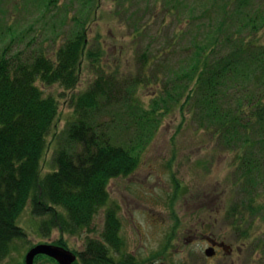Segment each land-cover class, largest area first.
Returning <instances> with one entry per match:
<instances>
[{"label":"trees","instance_id":"16d2710c","mask_svg":"<svg viewBox=\"0 0 264 264\" xmlns=\"http://www.w3.org/2000/svg\"><path fill=\"white\" fill-rule=\"evenodd\" d=\"M170 1L165 14L176 18L183 0ZM91 2L87 0L84 7ZM58 3L49 0L46 11ZM155 5L149 3L148 11L154 12ZM221 7L223 15L205 11L198 18L199 33L191 46L181 49L183 63L176 69L167 70L160 60L166 50L157 52L154 61L145 51L139 57V73L129 78L100 69L92 86L72 97L74 119L55 146L53 169L47 173L43 161L60 104L45 96L39 84L73 91L84 61L99 67L103 54L91 45L87 32L92 8L72 18L75 28L65 32L62 41H54L57 48L52 51L41 48L36 38L25 44L27 33L0 30V263L16 240L26 238L19 218L29 203L34 216L48 217L42 231L80 235L90 229L100 209L109 205L110 181L138 169L153 124L184 100L197 114L200 128L237 153L232 201L226 209L229 226L248 239L256 224L264 222V43L259 37L264 8H258L255 0H226ZM194 18L186 22H195ZM147 68L152 69L149 75ZM151 84L161 88L145 109L135 93ZM122 105L129 110L126 129H134L136 145L133 139L128 146L119 143L101 120L109 108ZM121 229L117 209L109 207L102 240L90 239L86 249L76 253L78 264H118L109 250L123 246ZM125 258L119 264H139L133 257Z\"/></svg>","mask_w":264,"mask_h":264},{"label":"rangeland","instance_id":"374dc122","mask_svg":"<svg viewBox=\"0 0 264 264\" xmlns=\"http://www.w3.org/2000/svg\"><path fill=\"white\" fill-rule=\"evenodd\" d=\"M48 1L0 0V30L27 33L25 44L36 38L41 48L52 51L57 48L54 41H62L65 32L75 28L70 23L72 18L92 8L88 39L103 55L98 68L84 61L80 82L73 91L59 85L39 84L45 96L55 97L60 104L59 116L48 137L44 173L53 169L55 146L63 140V133L74 119L72 97L88 90L101 76L100 69L108 74L119 71V78H129L139 73V57L145 51L154 61V55L163 50L166 52L159 55L160 60L165 61L167 70L176 69L183 63L181 49L191 46L199 33L198 18L205 11L223 15L221 4L226 0H183L176 18L165 14V4L171 5L170 0H92L87 8L84 7L87 0H59V6L46 11ZM155 2L156 10L149 12L147 6ZM255 5L264 8V0H255ZM192 16L195 22L188 24L186 20H192ZM205 21L208 19L201 20ZM259 37L264 43V31ZM150 70L146 69V75ZM159 72L165 81V75ZM158 85L144 86L135 93L145 109L155 98L156 89L161 88ZM184 103L185 100L153 124L151 138L144 139L147 143L140 152L138 169L128 177L110 181L109 205L100 209L90 229L80 235L63 234L58 229L42 231L41 224L48 217L34 216L29 203L19 218L26 238L16 240L0 264H26L28 252L40 244L63 247L74 254L84 251L90 239L102 240L109 207L117 209L122 224L123 246L119 251L109 250L118 264L125 257L128 261L133 257L139 264H264V222L256 224L249 238L243 239L226 219L237 153L228 151L226 144H218L219 139L200 128L194 109ZM128 116L129 110L122 105L115 110L109 108L101 120L119 143L128 146L133 139L136 145L134 129H126ZM202 233L224 241L231 247V254L220 252L216 258L207 257ZM35 264L59 263L38 255Z\"/></svg>","mask_w":264,"mask_h":264},{"label":"water","instance_id":"95a60500","mask_svg":"<svg viewBox=\"0 0 264 264\" xmlns=\"http://www.w3.org/2000/svg\"><path fill=\"white\" fill-rule=\"evenodd\" d=\"M214 253L215 250L213 248L206 250L207 257H212ZM38 255H46L56 260L59 264H75L77 260L76 254H74L70 250L55 245L40 244L35 246L28 252L25 263L35 264V258Z\"/></svg>","mask_w":264,"mask_h":264},{"label":"flooded vegetation","instance_id":"af4514ba","mask_svg":"<svg viewBox=\"0 0 264 264\" xmlns=\"http://www.w3.org/2000/svg\"><path fill=\"white\" fill-rule=\"evenodd\" d=\"M202 235H203L204 240H205L206 243H207L206 250H208V249H210V248H213V249L215 250V253H214V255H213L211 258H216L217 256H219V255L221 254L220 252H225V253H227L228 255L231 254L232 249L229 248V246L226 245V243H225L224 241L217 239V238H216L215 236H213V235H209V236H208V235H205V234H203V233H202ZM194 236H195V235H194ZM195 240H197V236H195ZM205 252H206V251H205ZM218 253H220V254L218 255ZM76 256H77V260H76L75 264H78V261H79V255L76 254Z\"/></svg>","mask_w":264,"mask_h":264}]
</instances>
